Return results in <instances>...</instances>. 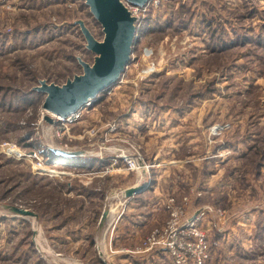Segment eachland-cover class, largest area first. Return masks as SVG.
<instances>
[{
    "label": "rangeland",
    "instance_id": "374dc122",
    "mask_svg": "<svg viewBox=\"0 0 264 264\" xmlns=\"http://www.w3.org/2000/svg\"><path fill=\"white\" fill-rule=\"evenodd\" d=\"M138 16L118 80L64 122L33 88L91 64L76 22L97 40L100 24L84 0H0V264H264V0H161ZM139 184L135 208L124 191ZM137 213L153 219L134 231Z\"/></svg>",
    "mask_w": 264,
    "mask_h": 264
},
{
    "label": "water",
    "instance_id": "95a60500",
    "mask_svg": "<svg viewBox=\"0 0 264 264\" xmlns=\"http://www.w3.org/2000/svg\"><path fill=\"white\" fill-rule=\"evenodd\" d=\"M131 5L142 6L147 0H125ZM89 12L102 28L103 38L97 40L85 26L77 20L80 31L85 39V46L94 53L91 64L78 58L82 67L80 74H75L63 84L48 83L40 80L33 89L44 94L42 108L47 113L59 117H66L77 111L98 93L113 84L120 77L129 62L135 33V17L132 16L121 0H84ZM52 122V118L45 117ZM54 153L65 157L81 155L82 151H65L55 148ZM146 184L131 186L124 191L129 197L140 193ZM12 211L31 215L32 212L18 207H10ZM108 214L104 209L101 215L103 221Z\"/></svg>",
    "mask_w": 264,
    "mask_h": 264
},
{
    "label": "built area",
    "instance_id": "2783aa9c",
    "mask_svg": "<svg viewBox=\"0 0 264 264\" xmlns=\"http://www.w3.org/2000/svg\"><path fill=\"white\" fill-rule=\"evenodd\" d=\"M121 1L127 7V9L129 10L130 14L135 17V33H134V37H133V44H134V40L137 37L136 36V28H137V26L139 24V20H138L139 16L138 15L141 12H145L146 9H148V7H152V6L156 7L160 3L161 0H147L142 6L131 5L130 3H128L125 0H121ZM133 44H132V46H133ZM145 52H147V50H145ZM152 69H153V67L150 66V67L147 68L146 71H149V70H152ZM80 114H81V112H80V108H79L77 111L70 113L66 117H59V116H56V117H59L60 118L59 120L64 121V122H73L80 116ZM54 148H56V147H51V151ZM127 154H129V156ZM127 154L123 153V152H120L116 157L120 158L124 163H127L129 168H135V167L137 168V166L142 161V158L137 156V155L133 156L132 153H127ZM57 160H59V159H57ZM175 216H176L175 213L171 214L172 218H170V220L167 222L166 228L163 229V232H168V239H169L165 243V245H166L165 247L167 249L171 250L172 255H175V251H174L175 247L174 246H175V243L178 241L176 229L173 227L174 226V217ZM190 225H193V223L190 222ZM158 233H160V232H158V230H155L154 232H152L146 238L145 245L147 246V248L151 247L154 243H158L159 242L160 239L158 238ZM198 264H200V263H198Z\"/></svg>",
    "mask_w": 264,
    "mask_h": 264
},
{
    "label": "crops",
    "instance_id": "0c3cea01",
    "mask_svg": "<svg viewBox=\"0 0 264 264\" xmlns=\"http://www.w3.org/2000/svg\"><path fill=\"white\" fill-rule=\"evenodd\" d=\"M74 159H76L75 161L78 163V162H80V161H82L83 162V164L84 163H87L82 157H76V158H74ZM72 160V159H71ZM82 162H81V164L80 165H83L82 164ZM92 162V161H91ZM76 166H79V165H76ZM153 191H154V189H153ZM148 192H150V190H143V191H141L140 193H136V194H132L131 196H129L128 197V200L131 202V203H133L132 205L133 206H135V208H136V205H137V202L139 201V197L141 196V195H144V194H147ZM130 203V204H131ZM147 206V205H146ZM111 211H109V213H110ZM134 215H136V216H134ZM132 219H133V221H131V223L130 224H132L131 225V228L132 229H134V231H137L138 230V225H140V223L143 225V226H145V225H148V223H149V221L148 220H150V219H153V216L152 215H150V214H147V215H144V214H140V213H137V214H133V216H132ZM145 224V225H144ZM142 226V227H143Z\"/></svg>",
    "mask_w": 264,
    "mask_h": 264
},
{
    "label": "bare ground",
    "instance_id": "6f19581e",
    "mask_svg": "<svg viewBox=\"0 0 264 264\" xmlns=\"http://www.w3.org/2000/svg\"><path fill=\"white\" fill-rule=\"evenodd\" d=\"M55 120H59L60 118L59 117H54V116H52ZM54 120V121H55ZM52 159H53V157H51ZM54 159H57V158H54ZM68 159H71V158H68ZM69 162H70V160H67V158H62L61 157V159H59V160H54L53 161V163L56 165V166H63V165H67V166H70L71 164H69ZM81 162H75V164H72V165H79ZM53 164V165H54ZM74 167V166H73ZM111 211H112V209H111Z\"/></svg>",
    "mask_w": 264,
    "mask_h": 264
}]
</instances>
